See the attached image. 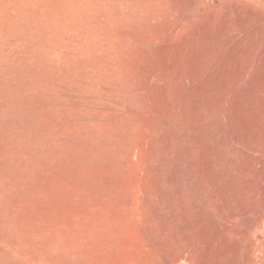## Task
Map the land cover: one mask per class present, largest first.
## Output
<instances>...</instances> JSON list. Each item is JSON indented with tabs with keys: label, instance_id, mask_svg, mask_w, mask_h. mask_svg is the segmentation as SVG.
<instances>
[{
	"label": "rangeland",
	"instance_id": "374dc122",
	"mask_svg": "<svg viewBox=\"0 0 264 264\" xmlns=\"http://www.w3.org/2000/svg\"><path fill=\"white\" fill-rule=\"evenodd\" d=\"M0 264H264V0H0Z\"/></svg>",
	"mask_w": 264,
	"mask_h": 264
}]
</instances>
